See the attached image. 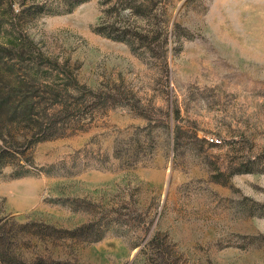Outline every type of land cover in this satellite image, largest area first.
Returning <instances> with one entry per match:
<instances>
[{
	"label": "rangeland",
	"instance_id": "1",
	"mask_svg": "<svg viewBox=\"0 0 264 264\" xmlns=\"http://www.w3.org/2000/svg\"><path fill=\"white\" fill-rule=\"evenodd\" d=\"M13 1L29 5L20 22L43 51L117 99L28 149V174L0 169L16 253L139 264L156 234L176 264H264V0L173 1L188 36L155 53L94 32L100 0L62 13L64 0ZM92 228L104 236L88 240Z\"/></svg>",
	"mask_w": 264,
	"mask_h": 264
},
{
	"label": "trees",
	"instance_id": "2",
	"mask_svg": "<svg viewBox=\"0 0 264 264\" xmlns=\"http://www.w3.org/2000/svg\"><path fill=\"white\" fill-rule=\"evenodd\" d=\"M83 1L86 0H64L67 8L52 13L70 11ZM173 1L176 0H100L104 5L102 16L92 30L122 41L132 50L165 52L169 39L179 36L178 32L188 36L169 19L168 7ZM13 4V0H0V169L11 165L12 176H22L30 172L29 166L33 164L28 149L38 142L70 134L89 115L87 112L107 109L117 99L81 84L68 58L59 61L43 51L20 22L29 5L20 3L15 12ZM42 7L32 6L36 12ZM6 10L10 17L5 15ZM53 167L51 164L41 170L54 173ZM87 227L89 224H83L73 231ZM90 230L88 240L104 236L98 229ZM9 232L10 229L0 226V264H71L44 255L26 260L16 253ZM147 251L149 255L139 264H176L170 260V248L156 234L142 245L136 258Z\"/></svg>",
	"mask_w": 264,
	"mask_h": 264
},
{
	"label": "built area",
	"instance_id": "3",
	"mask_svg": "<svg viewBox=\"0 0 264 264\" xmlns=\"http://www.w3.org/2000/svg\"><path fill=\"white\" fill-rule=\"evenodd\" d=\"M214 140V142H216V143H220V140H218V139H213Z\"/></svg>",
	"mask_w": 264,
	"mask_h": 264
}]
</instances>
